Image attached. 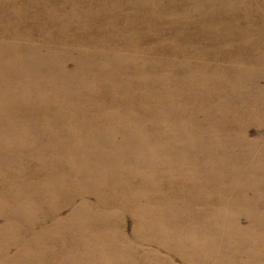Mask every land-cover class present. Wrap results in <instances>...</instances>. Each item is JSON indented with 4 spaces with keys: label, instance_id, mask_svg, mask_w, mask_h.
<instances>
[{
    "label": "rangeland",
    "instance_id": "rangeland-1",
    "mask_svg": "<svg viewBox=\"0 0 264 264\" xmlns=\"http://www.w3.org/2000/svg\"><path fill=\"white\" fill-rule=\"evenodd\" d=\"M178 3L0 0V180L22 187L0 185V264H59L66 244L62 264H85L70 241L77 211L91 228L81 243L105 249L108 264H185L158 243L179 234L264 264V223L237 232L224 201L198 200L228 177L264 213V140H253L264 127V0H191L184 14Z\"/></svg>",
    "mask_w": 264,
    "mask_h": 264
},
{
    "label": "bare ground",
    "instance_id": "bare-ground-1",
    "mask_svg": "<svg viewBox=\"0 0 264 264\" xmlns=\"http://www.w3.org/2000/svg\"><path fill=\"white\" fill-rule=\"evenodd\" d=\"M190 1L191 0H179V3L177 4V10L182 12L183 14L187 10L188 7H190ZM25 49V46H20L16 49L13 50L15 56H18L21 54V52ZM260 131L262 132V136L259 137L258 133L253 140H264V127L260 128ZM247 135L249 137V130L247 131ZM250 138V137H249ZM251 139V138H250ZM244 154L248 156L250 159L253 158V152L252 151H244ZM0 160V164H1ZM257 165V163H255ZM252 164H246V165H241L240 169L242 170L243 175L247 177H253L255 174L253 170ZM260 168L257 166V171H259ZM94 175V173L92 174ZM7 179L0 180V185L2 184H14L15 181L13 182L9 177H6ZM257 178L259 177V174L257 172ZM244 190L248 192L249 196H252L254 193H251L247 188L244 187ZM3 192H10V193H15V194H22V187L18 185H13L11 189H4ZM89 193H93L95 195L94 189L91 190ZM90 199H95L92 197H85V205L88 206V200ZM81 200V199H80ZM80 200L75 204L76 206L79 204ZM200 204H210L213 201L217 200L218 202L215 204V208L220 209L219 203L225 202L226 207L229 212V216L232 220V225L234 229L239 232L241 222L245 221L246 223L251 221L255 224H257L258 229L261 228L260 223H264V213L261 210L255 209L251 207L249 203V199L244 196V198L241 196L239 188L236 186V184L230 179V178H225L222 186L220 188H209V187H202L201 195H199L198 198ZM81 203V202H80ZM4 199H0V227L2 228L3 226L7 225L9 221V213L4 209ZM73 205V206H75ZM82 219V213L80 211H77L74 215V220H73V229L70 235V241L71 245L74 249H77L82 252L85 258V264H108V255L105 249H101L96 247L94 250H89L87 246H84L82 241H88L89 234L91 233V228L89 223H81ZM219 219V214L215 210H211V212L208 214V221L209 223H215L216 220ZM62 223H55L51 228L57 231L58 226H62ZM56 226V227H54ZM74 232H79L78 234ZM2 234L0 233V236ZM51 235L54 236L55 240L58 239V234L54 235L53 232H51ZM225 236V235H223ZM61 237V236H59ZM214 237V235H206L205 239L210 240ZM254 239L257 240V236H253ZM45 240V237L43 238ZM172 241L171 238L167 240V243ZM187 238L183 236L182 234L178 235L177 238V244L175 246H162L161 241H158L161 254L164 252L167 256H172L175 258L176 256L182 258L185 261V264H194L195 260L198 259V262L202 264H240V261L238 259L229 257L228 254H223L224 256H221L222 254L216 253V252H209L204 249H198L196 247H191L187 243ZM258 241L260 243V248L264 250V237H259ZM75 244L78 248H75ZM94 244H96L94 242ZM51 251L54 252L53 250H57L55 246H50ZM63 252H54L55 253V258L61 257L64 258V261H62L59 264L64 263L65 261L68 260L69 258V253L70 248L66 244V246L62 249ZM250 251V249H249ZM68 253V254H67ZM164 254V255H165ZM68 255V256H67ZM228 256V257H225ZM221 257V259H219ZM257 260V257H256ZM182 263V262H181ZM183 264V263H182Z\"/></svg>",
    "mask_w": 264,
    "mask_h": 264
}]
</instances>
